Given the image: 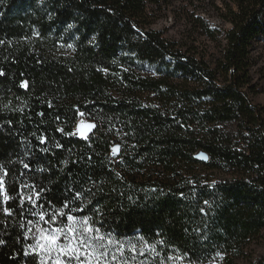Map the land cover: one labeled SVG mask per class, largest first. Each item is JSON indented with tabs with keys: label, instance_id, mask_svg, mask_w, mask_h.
<instances>
[{
	"label": "trees",
	"instance_id": "16d2710c",
	"mask_svg": "<svg viewBox=\"0 0 264 264\" xmlns=\"http://www.w3.org/2000/svg\"><path fill=\"white\" fill-rule=\"evenodd\" d=\"M177 1L0 3V164L16 197L11 216L0 205V264H37L25 235L37 217L30 205L20 214L17 178L46 189L48 210L71 199L68 188H91L76 215L99 208L126 249L141 237L155 246L126 250L129 264H264V251L255 263L248 255L264 248V107L254 100L264 0H181L191 12ZM213 4L220 27L198 13ZM169 12L185 28L178 40L154 28ZM77 109L96 124L87 140L57 131H74Z\"/></svg>",
	"mask_w": 264,
	"mask_h": 264
},
{
	"label": "snow or ice",
	"instance_id": "6c2138e0",
	"mask_svg": "<svg viewBox=\"0 0 264 264\" xmlns=\"http://www.w3.org/2000/svg\"><path fill=\"white\" fill-rule=\"evenodd\" d=\"M0 3H3V0H0ZM68 27L71 28L73 25L70 24ZM0 43H3V41H0ZM68 47L71 48L72 45L69 44ZM3 75L4 73L0 71V76ZM20 86L27 89L29 82L22 81ZM40 115H43V113ZM77 115L81 119H79L74 131L65 132L62 127L58 128L57 131L68 136L78 135L80 138L87 140L89 139V133L96 128V124L84 119L87 115L84 111L77 109ZM32 135L36 136V133H32ZM36 138L40 144L48 142L47 137L43 134L36 136ZM54 147L62 148L63 145L56 142ZM41 151L48 152L49 149L43 148ZM120 154L121 145L114 144L111 147V156L117 157ZM20 163L23 165V169H30L29 163H25L23 160ZM67 163V161H64L65 165ZM37 170L47 171L44 168ZM8 175V169L0 164V205H4L2 207L3 213L6 216H11L14 209L9 205V202L16 199V197L10 195V185L6 181ZM25 175V172H20V176ZM116 176L119 177L120 173L117 172ZM17 180L20 214L23 215L26 205H30L27 211L31 216L37 217L35 221L27 220V224L31 227H28L25 233L26 236L28 233L33 234L32 238L35 243L29 245V249L31 253L35 254L37 264H129V261L125 258L126 250L131 253L139 252L140 255H144L145 250L156 251L155 246L144 241L142 237L139 248L137 244L129 242L126 249L124 241L115 237L110 231L104 230V221L100 219L103 213L99 208L95 209L92 215H76V213L84 212L85 208L92 203L91 199H87L85 202L87 194L95 195L91 188L83 190L68 188L69 192H74L71 199L65 198L59 207L49 201L51 209L48 210L45 209L43 204H39L42 192L46 191L45 188L34 183L20 182L19 178ZM204 203L207 204L208 202L205 201ZM20 227L24 228L25 225L21 223ZM4 243V240H0V244ZM159 243H163V241ZM25 255H29V252L26 251ZM133 259H135V256H133ZM168 259L180 260L181 257L173 258L169 256Z\"/></svg>",
	"mask_w": 264,
	"mask_h": 264
},
{
	"label": "rangeland",
	"instance_id": "374dc122",
	"mask_svg": "<svg viewBox=\"0 0 264 264\" xmlns=\"http://www.w3.org/2000/svg\"><path fill=\"white\" fill-rule=\"evenodd\" d=\"M209 1H211V4L214 3L218 7H221L223 6V1L225 0H209ZM214 4L207 7L208 12L205 13L203 12L204 11L203 9L205 8H200L202 10H199L200 12L198 13H203L204 17L209 20L212 26L220 27L222 22L216 15V12L214 11V6H215ZM175 7L180 8V9L186 8L189 12L194 10L193 7L192 6L189 7L187 3L183 5L181 0L177 1V4H175ZM225 27L227 28L228 25H226ZM154 28L160 31H163V30L166 31L168 37L177 39V40L182 37L183 31H185L183 24L178 22L177 17L174 15L173 12H169L167 14V17L159 21L158 24L154 26ZM254 56L258 59V69L264 68V43H261L259 46H257V49L254 51ZM261 85H262V92L254 100L256 104L264 107V82H262ZM263 251H264V248L261 246L258 247L257 245H254L251 248L248 255L251 254V257H252L251 260L253 263L257 261L258 256L262 254ZM239 263L240 264H250L249 261L247 263L245 262H239ZM210 264H226V262L224 261V258L219 257L218 259L214 260V262H211Z\"/></svg>",
	"mask_w": 264,
	"mask_h": 264
},
{
	"label": "water",
	"instance_id": "95a60500",
	"mask_svg": "<svg viewBox=\"0 0 264 264\" xmlns=\"http://www.w3.org/2000/svg\"><path fill=\"white\" fill-rule=\"evenodd\" d=\"M94 131H95V128L93 129V131L91 132V133H89V137L90 136H92L93 134H94ZM206 157V158H205ZM198 158L199 159H201L202 161H204V162H208V158H207V156L205 155V154H200L199 156H198Z\"/></svg>",
	"mask_w": 264,
	"mask_h": 264
}]
</instances>
